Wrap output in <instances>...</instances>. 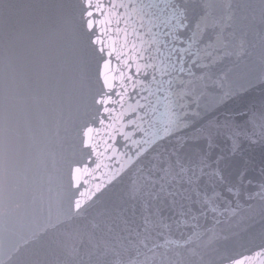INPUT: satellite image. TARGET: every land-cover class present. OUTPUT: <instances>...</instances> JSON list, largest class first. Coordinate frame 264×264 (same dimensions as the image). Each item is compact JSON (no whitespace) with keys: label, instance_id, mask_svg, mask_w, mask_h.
<instances>
[{"label":"snow or ice","instance_id":"6c2138e0","mask_svg":"<svg viewBox=\"0 0 264 264\" xmlns=\"http://www.w3.org/2000/svg\"><path fill=\"white\" fill-rule=\"evenodd\" d=\"M257 15L264 0H0V264H264V234L221 252L264 220Z\"/></svg>","mask_w":264,"mask_h":264},{"label":"water","instance_id":"95a60500","mask_svg":"<svg viewBox=\"0 0 264 264\" xmlns=\"http://www.w3.org/2000/svg\"><path fill=\"white\" fill-rule=\"evenodd\" d=\"M245 2V0H242ZM251 3L258 4L259 0H250ZM250 41L254 44L253 55L248 58L245 57L243 63H248L250 69L259 71L260 69V47L264 44V20L259 15L250 23ZM264 94V84L259 81L255 82L253 88L249 91V98L258 99ZM241 101L237 100L236 105H239ZM233 105V106H236ZM259 150L257 149V158ZM235 234L229 232L228 240L226 243L223 241L221 252L228 254H235L244 252L247 254V249L256 248L261 243V236L264 234V220L259 215H256L254 219L248 220L245 224H242L240 228L234 229ZM218 259V257H217Z\"/></svg>","mask_w":264,"mask_h":264}]
</instances>
